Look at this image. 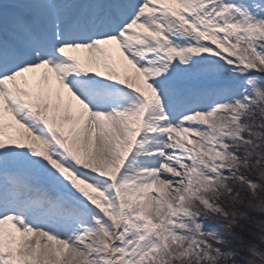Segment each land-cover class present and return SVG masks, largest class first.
Returning a JSON list of instances; mask_svg holds the SVG:
<instances>
[{
	"label": "snow or ice",
	"instance_id": "obj_1",
	"mask_svg": "<svg viewBox=\"0 0 264 264\" xmlns=\"http://www.w3.org/2000/svg\"><path fill=\"white\" fill-rule=\"evenodd\" d=\"M0 264H264V0H0Z\"/></svg>",
	"mask_w": 264,
	"mask_h": 264
},
{
	"label": "bare ground",
	"instance_id": "obj_2",
	"mask_svg": "<svg viewBox=\"0 0 264 264\" xmlns=\"http://www.w3.org/2000/svg\"><path fill=\"white\" fill-rule=\"evenodd\" d=\"M42 71V70H41Z\"/></svg>",
	"mask_w": 264,
	"mask_h": 264
}]
</instances>
